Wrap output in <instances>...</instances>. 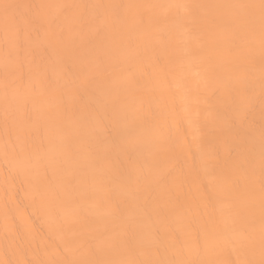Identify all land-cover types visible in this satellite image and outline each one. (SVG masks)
Listing matches in <instances>:
<instances>
[{"label": "bare ground", "instance_id": "1", "mask_svg": "<svg viewBox=\"0 0 264 264\" xmlns=\"http://www.w3.org/2000/svg\"><path fill=\"white\" fill-rule=\"evenodd\" d=\"M261 2L0 0V264H264Z\"/></svg>", "mask_w": 264, "mask_h": 264}, {"label": "snow or ice", "instance_id": "2", "mask_svg": "<svg viewBox=\"0 0 264 264\" xmlns=\"http://www.w3.org/2000/svg\"><path fill=\"white\" fill-rule=\"evenodd\" d=\"M13 7H16V6L15 5H8V4L3 5L4 11H5L6 20L9 19L8 16H7L8 10L13 8ZM261 10H262V15H264V0H262V2H261Z\"/></svg>", "mask_w": 264, "mask_h": 264}]
</instances>
